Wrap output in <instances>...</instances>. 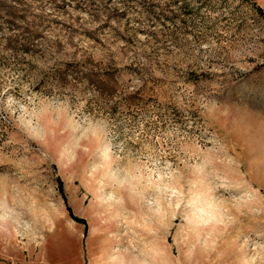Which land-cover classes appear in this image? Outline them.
<instances>
[{"label": "rangeland", "instance_id": "rangeland-1", "mask_svg": "<svg viewBox=\"0 0 264 264\" xmlns=\"http://www.w3.org/2000/svg\"><path fill=\"white\" fill-rule=\"evenodd\" d=\"M256 6L0 0V264H264Z\"/></svg>", "mask_w": 264, "mask_h": 264}, {"label": "bare ground", "instance_id": "bare-ground-1", "mask_svg": "<svg viewBox=\"0 0 264 264\" xmlns=\"http://www.w3.org/2000/svg\"><path fill=\"white\" fill-rule=\"evenodd\" d=\"M112 195H113V194H112ZM108 198H109V197H108ZM150 201H151V200L148 201V205L151 207L152 203H151ZM104 202H105V200H104ZM206 205H207V202H206ZM206 205H205V206H206ZM209 206H210V205H209ZM214 206H215V204H214ZM216 206H218V205L216 204ZM216 206H215V207H216ZM206 207H208V206H206ZM211 207H212V206H211ZM200 209H201V208H200ZM208 209H209V207H208ZM214 209H215V208H214ZM210 210H212V208H210ZM210 210H209V213L211 212ZM216 210H217V209H216ZM204 211H205V210H204ZM213 212H214V211H213ZM213 212H212V213H213ZM204 213H206V212H204ZM214 213H215V212H214ZM1 216H4V214H1ZM205 216H208V213H206ZM209 216H212V215H209ZM209 216H208V217H209ZM213 216H214V215H213ZM213 218H215V217H213Z\"/></svg>", "mask_w": 264, "mask_h": 264}, {"label": "trees", "instance_id": "trees-1", "mask_svg": "<svg viewBox=\"0 0 264 264\" xmlns=\"http://www.w3.org/2000/svg\"><path fill=\"white\" fill-rule=\"evenodd\" d=\"M244 1H250V0H244ZM256 8L259 12L263 13L264 10L260 6H256Z\"/></svg>", "mask_w": 264, "mask_h": 264}]
</instances>
